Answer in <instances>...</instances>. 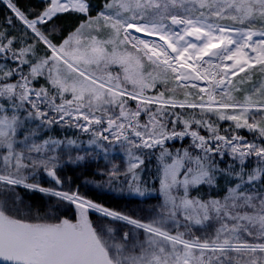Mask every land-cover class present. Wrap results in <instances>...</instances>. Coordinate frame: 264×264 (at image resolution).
I'll return each instance as SVG.
<instances>
[{
	"label": "snow or ice",
	"instance_id": "snow-or-ice-1",
	"mask_svg": "<svg viewBox=\"0 0 264 264\" xmlns=\"http://www.w3.org/2000/svg\"><path fill=\"white\" fill-rule=\"evenodd\" d=\"M0 264H264V0H0Z\"/></svg>",
	"mask_w": 264,
	"mask_h": 264
},
{
	"label": "trees",
	"instance_id": "trees-1",
	"mask_svg": "<svg viewBox=\"0 0 264 264\" xmlns=\"http://www.w3.org/2000/svg\"><path fill=\"white\" fill-rule=\"evenodd\" d=\"M32 203H33L34 209L40 207V201L39 200H33Z\"/></svg>",
	"mask_w": 264,
	"mask_h": 264
}]
</instances>
